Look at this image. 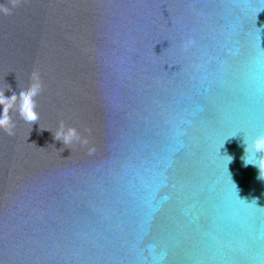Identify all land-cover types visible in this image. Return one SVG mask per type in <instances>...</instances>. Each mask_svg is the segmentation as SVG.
I'll list each match as a JSON object with an SVG mask.
<instances>
[{
	"label": "water",
	"instance_id": "water-1",
	"mask_svg": "<svg viewBox=\"0 0 264 264\" xmlns=\"http://www.w3.org/2000/svg\"><path fill=\"white\" fill-rule=\"evenodd\" d=\"M33 72L39 119L0 129V264H264L241 159L264 134V0H0L4 96Z\"/></svg>",
	"mask_w": 264,
	"mask_h": 264
},
{
	"label": "clouds",
	"instance_id": "clouds-1",
	"mask_svg": "<svg viewBox=\"0 0 264 264\" xmlns=\"http://www.w3.org/2000/svg\"><path fill=\"white\" fill-rule=\"evenodd\" d=\"M13 2H18V0H13ZM40 91L41 84L36 72L32 73L31 82L28 88L21 91L18 97L16 94H13L10 98H6L3 90H0V129L5 130L9 135H12L11 128L14 127V125H12L11 117L8 113L13 107L17 108L19 117L25 122L29 124L36 123L39 119V115L36 111L35 97ZM62 127L63 125H61V128ZM54 139L62 141L66 146L74 139L80 140V137L74 128H68L66 132L58 130L54 133ZM81 143L86 144L87 140L84 139ZM246 145L245 155L241 158L243 165H253L258 168L259 175L257 178L264 180V134L255 137L251 140V143H246ZM89 151H93V149H90ZM257 153L260 154L259 157H257Z\"/></svg>",
	"mask_w": 264,
	"mask_h": 264
}]
</instances>
